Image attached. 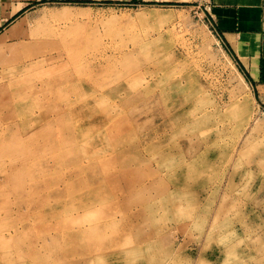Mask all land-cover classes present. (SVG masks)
Returning a JSON list of instances; mask_svg holds the SVG:
<instances>
[{"label": "rangeland", "instance_id": "374dc122", "mask_svg": "<svg viewBox=\"0 0 264 264\" xmlns=\"http://www.w3.org/2000/svg\"><path fill=\"white\" fill-rule=\"evenodd\" d=\"M208 6L39 0L0 29V264H264V95Z\"/></svg>", "mask_w": 264, "mask_h": 264}, {"label": "crops", "instance_id": "0c3cea01", "mask_svg": "<svg viewBox=\"0 0 264 264\" xmlns=\"http://www.w3.org/2000/svg\"><path fill=\"white\" fill-rule=\"evenodd\" d=\"M0 0V29L31 2ZM180 3L187 0H85ZM215 31L248 84L264 95V0H209Z\"/></svg>", "mask_w": 264, "mask_h": 264}, {"label": "bare ground", "instance_id": "6f19581e", "mask_svg": "<svg viewBox=\"0 0 264 264\" xmlns=\"http://www.w3.org/2000/svg\"><path fill=\"white\" fill-rule=\"evenodd\" d=\"M98 119H99V118H98ZM71 130H72V129H71ZM51 136H52V135H51ZM79 138H83V135H80ZM49 139H50V138H49ZM76 146H77V145H76ZM48 148H50V147H48ZM65 149H66V148H65ZM37 152H38V151H37ZM71 152H72V151H71ZM66 154H67V153H66ZM73 155H74V154H73ZM89 157H91V156H89ZM66 158H67V157H66ZM88 159H90V158H88ZM45 161H46V159H45ZM50 161H51V160H50ZM121 161H122V160H121ZM52 162H53V163H54V162L56 163V161L53 160V159H52L51 163H52ZM122 162H123V161H122ZM10 163H11V162H10ZM16 163H17V162H16ZM44 164H46V163H44ZM18 165H19V164H18ZM18 165H17V166H18ZM51 165H52V164H51ZM55 165H56V164H55ZM80 165H81V164H80ZM124 165H125V164H124ZM126 165H128V164H126ZM126 165H125V166H126ZM9 166H10V165H9ZM127 167H128V166H127ZM2 168H3V167H2ZM14 168H15V167H14ZM45 168H46V167H45ZM25 170H26V169H25ZM44 173H45V172H44ZM44 173H43V175H44ZM16 174H17V173H16ZM8 175H9V174H8ZM10 175H11V174H10ZM13 175H14V174H13ZM45 175H48V174H45ZM41 176H42V175H41ZM48 176H49V175H48ZM56 177H57V176H56ZM45 178H46V177H45ZM46 179H48V177H47ZM49 179H50V178H49ZM52 179H54V178H52ZM50 181H51V182H50L51 184H55V185H56V184H58V183L60 182V179H57V178H56V179H54V180H50ZM46 182H47V181H46ZM48 182H49V181H48ZM36 184H37V183H36ZM47 184H49V183H47ZM45 185H46V183H45ZM48 186H50V185H48ZM53 186H54V185H53ZM45 187H46V186H45ZM30 188H31V187H30ZM50 188H51V187H50ZM43 189H45V188L43 187ZM55 189H56V187H55ZM55 189H54L53 193L56 192ZM56 194H57V193H56ZM22 196H23V195H22ZM55 197H56V196H55ZM44 198H45V197H44ZM30 204H31V203H30ZM44 205H45V202H44ZM81 205H82V207H81ZM83 205H84V206H83ZM85 205H86V204L81 203V204H80V207H81V208H84ZM101 205H102V204H101ZM48 206H49V205H48ZM43 208H44V207H43ZM24 210H25V209H24ZM41 210H42V209H41ZM62 216H63V215H62ZM68 216H69V215H68ZM62 218H63V217H58V216H56V220H57V221H58V220H59V221H60V220H61V221L66 220L65 218H63V219H62ZM69 219H70V218H68L67 220H69ZM54 220H55V219H54ZM67 220H66V221H67ZM71 220H72V219H71ZM73 220H74V219H73ZM15 221H17V220H15ZM51 221H52V220H51ZM13 222H14V221H13ZM71 222H73V221H71ZM43 223H44V222H43ZM43 223H42V224H43ZM69 223H70V222H69ZM74 223H76V222H74ZM42 224H41V225H42ZM47 226H48V225H47ZM57 226H58V225H57ZM69 229H70V228H69ZM5 238H6V237H5ZM5 238H2V235H1V237H0V246H1V247H3L4 244H5V243H4ZM45 238H46V237H45ZM43 239H44V238H43ZM54 239H55V238H54ZM56 239H57V238H56ZM35 240H36V239H35ZM37 240H38V239H37ZM41 240H42V239H41ZM53 241H54V240H53ZM3 243H4V244H3ZM7 245H9V243H8ZM5 247H6V246H5ZM5 247H4V248H5ZM8 250H9V249H8ZM26 250H27V249H26ZM29 253H30V251H29ZM4 255H5V254H4ZM2 257H5L6 259H8V255H7V256H1V258H2Z\"/></svg>", "mask_w": 264, "mask_h": 264}]
</instances>
